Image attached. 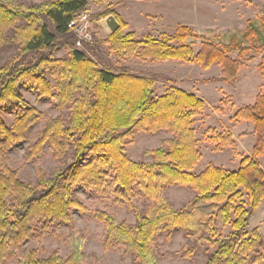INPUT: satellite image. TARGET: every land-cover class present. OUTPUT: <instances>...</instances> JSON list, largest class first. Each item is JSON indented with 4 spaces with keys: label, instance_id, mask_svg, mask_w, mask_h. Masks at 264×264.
I'll return each instance as SVG.
<instances>
[{
    "label": "trees",
    "instance_id": "1",
    "mask_svg": "<svg viewBox=\"0 0 264 264\" xmlns=\"http://www.w3.org/2000/svg\"><path fill=\"white\" fill-rule=\"evenodd\" d=\"M86 5L87 0L28 4L0 0V48L16 43L18 51L0 65V107L16 102L26 108L11 126L0 117V264L11 260L15 264H83L85 238L72 230L65 239L64 258L56 250L40 258L37 250L22 248L35 236L34 223L69 225L70 212L85 209L74 194L77 186L111 191L129 207L133 205L131 194L140 193L150 200L145 212L136 213L134 224L104 210L93 211L103 224L105 246L131 252L136 264H159L152 247L154 238L176 228L196 243L214 248L205 264H264V238L256 228L247 230L264 199V169L259 161L264 153V93L234 113L235 119L253 124L251 155L241 156L236 170L208 164L194 173L201 153L193 118L205 102L177 87L156 96L152 78L100 68L78 49L76 36L68 27ZM126 26L120 22V28L107 36L111 50L141 60L196 62L202 69L217 63L222 81H236L241 59L251 53V48L235 37L227 44H215L182 24L168 40L136 39L132 32L123 33ZM255 34L254 28L246 27V39ZM189 37L201 40L197 51L187 42ZM59 39L67 53L62 58L53 56ZM261 49L264 51V44ZM233 53L235 58L230 56ZM259 67L264 69V56ZM47 71L55 79L53 86L45 78ZM20 86L35 89L57 106L69 104L67 122L60 117L49 119L33 145L36 152L48 142L54 156L66 160L51 175L37 168L35 183L19 179L16 170L3 162L6 148L24 140L26 130L40 116L24 102ZM136 129L151 133L162 130L170 137L143 152V157L151 156V160H132L125 154L124 143L132 140ZM210 140L216 143V150L232 147L238 153L230 133L213 135ZM174 184L189 186L195 193L178 209L162 197L164 187ZM227 226L231 232L221 237Z\"/></svg>",
    "mask_w": 264,
    "mask_h": 264
},
{
    "label": "rangeland",
    "instance_id": "2",
    "mask_svg": "<svg viewBox=\"0 0 264 264\" xmlns=\"http://www.w3.org/2000/svg\"><path fill=\"white\" fill-rule=\"evenodd\" d=\"M20 1L28 4L46 0ZM82 11L88 15V27L93 41L84 43L83 47L76 46L100 68L115 72L126 70L152 78L156 96L163 94L169 87H177L195 94L205 102L204 109L193 118L201 159L192 172L199 173L208 164L229 171L236 170L241 156L251 155L254 144L253 124L235 119L234 113L240 107L251 105L257 94L264 93V69L259 67L264 56L261 49L264 44V0H87ZM109 11L119 22L126 23L123 33L132 32L136 39L151 37L168 40L177 26L182 24L215 44H227L235 37L244 46L251 48V53L241 59L242 67L234 82L222 81L221 68L217 63L202 69L196 62L177 59L153 61L141 60L136 56H123L111 50L107 42L110 30L104 24V19ZM247 26L256 31L250 39L244 36ZM58 42L60 45L53 51V56L65 57L67 53L64 41L59 39ZM187 42L197 51L201 40L189 37ZM8 44L10 45L0 48V65L11 54L18 53L16 43ZM171 44L177 45L178 42L172 41ZM230 56L236 57L235 53ZM29 57L30 55L25 59L29 60ZM45 78L52 86L55 85V79L49 71L45 72ZM19 91L27 106L34 108L36 116H40L28 127L24 140L6 148L3 162L16 170L19 179L35 183L37 168L51 175L66 160V157L56 158L53 146L48 142L36 152L33 151V145L49 119L60 117L67 122L69 104L57 106L49 97L42 96L27 86H20ZM53 92H56V88H53ZM25 111V106L16 102L9 103L0 107V117L7 126H11L17 116ZM229 133L237 144L238 153L232 147L216 150V143L210 140L213 135ZM168 137L170 134L162 130L151 133L136 129L133 131L132 140H125V154L132 160L149 161L151 156L144 158L143 152L159 147ZM71 151L68 150L67 158ZM259 161L264 169V153ZM74 194L85 209H73L70 212L71 224L34 223L35 236L25 242L22 248L37 250L40 258L47 257L56 250L64 258L67 255L65 239L72 230L83 234L85 238L83 264H136L131 252H126L122 247L105 246L103 224L95 219L93 211L104 210L114 214L119 220L134 224L136 213L145 212L150 200L140 193L131 194L133 205L129 207L128 203L120 202L111 191L87 190L77 186ZM194 194L189 186L174 184L164 187L162 197L178 209L190 201ZM254 228L264 238V199L250 219L247 230L249 232ZM231 230L227 226L220 236H228ZM152 247L159 257V264H205L214 249L203 242L196 243L184 230L177 228L158 233ZM8 264L15 262L11 260Z\"/></svg>",
    "mask_w": 264,
    "mask_h": 264
},
{
    "label": "built area",
    "instance_id": "3",
    "mask_svg": "<svg viewBox=\"0 0 264 264\" xmlns=\"http://www.w3.org/2000/svg\"><path fill=\"white\" fill-rule=\"evenodd\" d=\"M76 36V45L83 47L84 43H92L93 36L88 27V15L81 11L76 18L68 23Z\"/></svg>",
    "mask_w": 264,
    "mask_h": 264
},
{
    "label": "water",
    "instance_id": "4",
    "mask_svg": "<svg viewBox=\"0 0 264 264\" xmlns=\"http://www.w3.org/2000/svg\"><path fill=\"white\" fill-rule=\"evenodd\" d=\"M104 24L108 27L110 33H114L120 27V22L112 14H109L105 17Z\"/></svg>",
    "mask_w": 264,
    "mask_h": 264
},
{
    "label": "crops",
    "instance_id": "5",
    "mask_svg": "<svg viewBox=\"0 0 264 264\" xmlns=\"http://www.w3.org/2000/svg\"><path fill=\"white\" fill-rule=\"evenodd\" d=\"M254 102H252V104H253ZM261 231V230H260Z\"/></svg>",
    "mask_w": 264,
    "mask_h": 264
}]
</instances>
